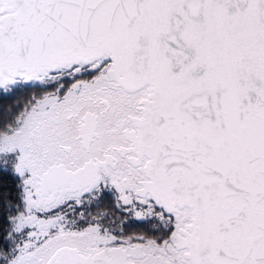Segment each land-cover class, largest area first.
<instances>
[{
	"label": "snow or ice",
	"instance_id": "6c2138e0",
	"mask_svg": "<svg viewBox=\"0 0 264 264\" xmlns=\"http://www.w3.org/2000/svg\"><path fill=\"white\" fill-rule=\"evenodd\" d=\"M0 264H264V0H0Z\"/></svg>",
	"mask_w": 264,
	"mask_h": 264
}]
</instances>
